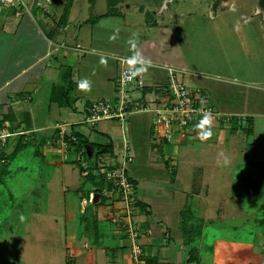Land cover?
<instances>
[{"label":"crops","instance_id":"1","mask_svg":"<svg viewBox=\"0 0 264 264\" xmlns=\"http://www.w3.org/2000/svg\"><path fill=\"white\" fill-rule=\"evenodd\" d=\"M143 1L145 4L137 5L134 4L133 0H117L116 3L113 4L114 7H112V9L114 8L116 11L122 9L120 11L122 16H119L120 14H115L114 12L106 14L111 10L102 13L103 17H121L124 24L132 25L133 23L140 30L139 38H131L132 41L127 42V45L121 48H119V45H115L113 46L114 49H107L106 47L110 44V41L109 43H106L105 41H108V39H104L103 42L92 40V43H90L92 50L98 49V51L101 50L112 56V58L107 57L104 53L96 55V57L99 56V59L104 57L102 61L103 63L114 65L113 69H108L106 72L107 80L109 82L113 81L114 76L117 77L119 73L118 61L116 58L117 55H127L143 60V68L148 83H164L168 78L166 67L172 66L182 70L180 73L181 79L186 84L191 87L200 88L203 94L208 97V100L217 107L215 97H212L208 90L210 77H207V75L204 74L206 72L213 74L209 71L213 69L208 68V70H206V68L196 65L197 63L195 61L192 62L193 58L188 57L185 54L182 48L183 45H181L182 41L188 38L186 33L189 32V27L186 22L187 13L185 11L187 10L186 8L188 4L186 5L179 2V0H160L161 8L157 12L161 11V14L159 15L161 19H155L152 21L150 19L142 18L143 20H137L136 17H134L135 12L140 14L145 9L147 12L150 10V6L147 5V0ZM67 2L68 0H56L50 11L35 8L26 12L22 17H17L13 10L9 8H0V127L8 125L9 129L12 127L16 132H22L26 139L28 136L33 138L34 134L36 137L45 139V142L41 147L42 157H40V159L48 168L52 169L49 173L50 175L46 177L48 179V189H51L52 186L53 180L51 174L53 175V171L55 172V165L57 163H66L64 157L65 152L68 154H66L68 157V160L66 159L68 163H75V160H79L78 157H80V162L83 163L85 168L88 166L90 167V162L93 163L95 160L98 163L99 159L103 156H110L113 159L120 160L124 155V138H128L127 134L129 132L131 135L130 123L129 132L123 129L125 132L121 134L120 132L114 133L103 129L102 126L99 125L101 121L95 124L85 122L84 119L88 113V105L90 100L94 98H85L84 96L79 97L74 94V104L72 107H69L61 106L57 100H54L52 97L53 88L58 83H66L68 80V78H65L66 80L63 78V73L66 70L65 68L69 67L71 71H73L71 66H68L66 63V52L61 55L63 57L61 58L59 56L61 49L56 50L55 47L62 42L66 45L71 44V48H75V45L86 47L89 44V41L87 43L83 41L84 36H87L86 39L88 40L89 36L93 38L94 31L98 33V23L99 20H101H97L96 17L98 15L91 17L92 14L90 13L89 8L88 10L91 15L84 16L82 14V0H72L69 14L67 15L66 20L62 21L61 16ZM85 2L93 8L96 0H85ZM167 2L172 4L168 14L163 12V10L167 9ZM59 4H61V7H59ZM88 4L86 7H89ZM144 5H147V7ZM233 6L232 4L230 5V3L226 6L225 0H220L218 2L216 0H211L207 9L210 17H213L218 10L231 8ZM253 11L254 15H258L263 20V28L264 10L256 5ZM61 24H67V28L63 30L58 29ZM87 27L91 29V32L87 35H83V30H87ZM186 27L187 32L183 30ZM111 41L114 42L115 40L112 39ZM62 47L64 50L68 49V46ZM109 47L111 48V46ZM127 47H129L128 50H122V48ZM84 57L86 60L89 59V57ZM112 66L110 68H112ZM66 71L67 74L64 76L68 77V69ZM75 75H72V78L77 79L78 74ZM236 75L242 79L243 83H247L246 77L249 79H255L256 82H259L260 80L255 73L254 77L253 75L243 76L242 74H232L227 77L232 78L230 80L236 82L238 79ZM218 76L219 75L217 74V77ZM230 80L228 81L230 82ZM74 82L77 81L74 80ZM249 82L252 83L251 80ZM260 83L264 82L260 81ZM147 87H151V89L149 88L147 91L144 89L141 93L146 92L145 97L150 101V99L153 98L154 88L151 85H148ZM109 94L110 93L107 95ZM247 96L248 94H245V96L241 97L242 103H244V108L232 110L233 107H231L221 110L225 113L235 115L236 120H238L239 116L243 115L246 117L245 120L242 119L240 122L234 120L230 123L220 122L216 125H192V127H190V129H192L190 133H187L182 129L176 131L174 135L175 137L171 143L173 142L181 146H187L190 144L191 138L208 140L210 135L213 136V139L217 142L216 138L219 137L220 131L223 130L221 141H224L229 148H236L239 141L242 142V139L244 141L242 134L246 133L252 136L254 133L253 131L251 133L245 132V130L239 127V125L246 122L248 117L251 118L253 123L257 122L259 118L262 120L264 118L262 102L254 99L255 101L250 106L251 100ZM63 101L66 103L67 99L64 100L63 98ZM56 102L58 104H56ZM54 105H57L60 109L66 107L71 109L69 118L67 114L63 123H58L59 121L54 113H61V111H58L57 109L55 110ZM231 106H233V104H231ZM52 107L54 108V111L51 110ZM43 110V113L45 114L43 117H40V120H37L36 114H41ZM135 114H138L140 126L145 129L144 137L149 139L150 134L153 136L151 113L136 112ZM135 114L133 113L129 116ZM128 120H130V117L127 118L126 122H129ZM126 122L124 128H126ZM68 124H70V127ZM84 125H86V127H84ZM234 125L237 126L236 130H233ZM95 126H98L99 128H95ZM63 128H67L69 133H72L74 130L81 132L88 138L89 142L111 143L112 152L105 153L95 159V156L93 157L88 148L87 150H89V152H87V155L75 150L74 147L72 149H66L60 142V130ZM96 139H101L103 141ZM151 141L152 140H150V142ZM16 142L17 137L13 135L9 146L6 148L7 153H10L15 149ZM129 142L134 149L132 139H129ZM151 143L154 146L152 145L153 147L151 148L149 159L144 156L146 161H148L146 163L147 167L150 165V162L156 160L155 155H158L154 151L157 145L153 142ZM163 146L165 145L158 147L159 151L165 150L163 149ZM19 152L22 153L23 150ZM146 153L147 151L144 150L143 154L146 155ZM184 153L185 151L183 152V156ZM250 153L253 152L245 151V156H250V163L248 164H250L251 171L244 172L242 175L251 174L256 178L261 179L263 183L262 191L264 193V179L262 178L264 177V163L261 162L262 160L258 157V154ZM162 155L161 160L165 161L167 164L166 168H170L173 174L171 177V180L173 178L172 181H168L166 178H160L155 174L148 179L139 173L133 175L128 166V172L136 183V195L139 201L135 208L134 215L136 220L135 225L139 230V242L142 246V257H151L153 259V262H147L146 264H202L200 247L196 246L195 248L192 247L188 249L185 245L187 236L185 237L186 239H184V232L181 228L182 225L180 224V212L182 208L180 209L179 205L182 202L185 205L189 198L195 199L194 203L198 206L200 214L203 215L202 218L204 219V222H207L210 220L211 215L217 216L223 211V208L218 206L217 202H219L218 204L220 205L224 200L227 198L230 199L229 197L233 196L231 193L232 191L227 190V188L229 189L233 184L231 176H224V172L222 169H218L215 161H209L207 165H205L207 167L206 169L202 166H197V170L195 171L197 173L196 176H192V179L190 177L186 185L184 182L180 185L178 182L175 183L177 180H175L177 175V164L175 163L173 155L168 154L167 152ZM230 157H232V154ZM233 159L235 160L237 158L232 157V160ZM152 166L157 167V169L161 168L156 165ZM201 173L203 176H201L202 178L200 177ZM207 173H209V176H205ZM80 179L82 181V176ZM78 181L74 184L76 189L80 185V183L78 185ZM218 181L219 183H217ZM98 192L99 191L92 190L90 193L96 194ZM239 192H243L242 194L246 195V190ZM240 193L238 194L241 195ZM96 197L97 199L94 203H97L96 211L99 228H97L98 230L96 231L90 232L89 235L92 239L97 235L99 240L98 242H92L93 244L90 246L89 251H86L87 253L83 254V252L80 251L79 255H85L81 264H85L83 262H86V264H133L130 248L131 239L123 234V232L118 231L117 226L108 219V212L113 210V207L120 204V202H116L113 206L108 205L106 200L104 203L98 204V199L101 200V198L98 196ZM80 201L82 202V208L79 209L82 211L89 200L87 197L85 198V196H83V199ZM227 203L230 205L225 209H233L231 201L226 200L225 204ZM217 207L220 208L218 209ZM75 216L76 213L73 206L68 209V221L71 222L72 225L75 222L74 226L76 225ZM262 219H264V216L258 220L257 217L255 218L257 222L263 224L264 220ZM71 229L68 228V251H70L71 248L73 250L76 249L74 251H78L75 246H78L76 243L84 236V231L80 234L83 236L78 240V232L70 231ZM263 233L257 232L256 239L263 238ZM262 241L263 243L260 245L259 242L255 243L254 240L218 238L215 239L214 245L210 247L207 246L205 251L209 252L211 255V264H263L264 240Z\"/></svg>","mask_w":264,"mask_h":264},{"label":"rangeland","instance_id":"2","mask_svg":"<svg viewBox=\"0 0 264 264\" xmlns=\"http://www.w3.org/2000/svg\"><path fill=\"white\" fill-rule=\"evenodd\" d=\"M116 1L96 0L92 8L85 0H82V14L87 16L91 13V17L98 15L96 17L97 20L101 19L98 23V33L94 31L93 38L89 36V40L86 39L87 36H84L83 41L86 43L89 41V44L86 47L81 45L83 47L82 50L71 48V44L68 45V49L64 50L62 45H58V50L61 49V52L58 51L60 52L59 56L63 58L61 55L66 52V63L68 66H71L73 71L69 67H66L65 69H69L70 71L68 82L58 83L56 88L58 87V91L62 92H65V90L68 92L70 88L69 98L74 94L79 97L84 96L85 98L104 97L108 100L116 98V76H114L111 82L106 78L107 70L113 69L114 65L103 63L104 57L101 59L98 58L99 56L96 57V55L103 53L107 57L112 58V56L101 50L98 51V49L92 50L90 45L92 40L103 42L104 39H108L105 42L109 43L110 41V44L106 48L114 49L113 46L115 45H119V48H121L126 46L127 42H131V38H139L140 30L133 23L132 25L124 24L121 17L102 16V13L107 10H111L112 13L114 12L122 16L120 12L122 9L118 11L114 8L112 9ZM210 1L179 0V2L188 4L187 10H185L187 13L186 22L189 27V32L186 33L188 38L184 39L181 44L183 45L182 48L185 54L193 58L192 62L195 61L196 65L202 66L206 70L208 68L213 69L209 70L213 74L208 72L204 74L210 77L208 90L211 96L215 97L217 107L220 110L231 107H233L232 110L244 108L241 97L245 96V94H248L247 97L251 100L250 106L255 101L254 99H257L262 102V107L264 108V83H260V81L264 82V27L262 28L263 20L258 15H254L253 9L257 5V0H225L226 6L229 3L234 6L218 10L213 17H210L207 9ZM133 2L137 5L145 4L143 0H133ZM61 4H59V7H61ZM87 4L89 7H86ZM166 4H168L167 9L163 10V12L168 14L172 4L170 2ZM147 5L150 6L148 12L146 9L140 14H137L138 12L134 14L133 12L134 17L137 20L142 18L152 21L161 19L159 16L161 11L157 12L161 8L160 0H147ZM147 5L144 6L147 7ZM183 30L187 32V27ZM90 32L91 29L87 27V30H83V35H87ZM112 39L115 41L112 42ZM128 48H122V50L126 51ZM84 56L89 57V59L86 60ZM60 57L58 58L61 59ZM111 66L112 68H110ZM66 70L63 75L67 74ZM254 73L259 77V82L246 77L247 83H243L242 79L237 75L238 79L235 82L234 80H230L232 78L227 77L232 74L253 75L254 77ZM75 74H78L77 79L72 78V75L74 76ZM217 74L219 75L218 77ZM65 77L67 76H63V78ZM72 79L77 81L74 82L73 86H71ZM250 80L252 83L249 82ZM108 93L110 94L107 95ZM56 94L59 93L56 92ZM56 104L58 103L56 102ZM54 106L55 110L61 111V113H54L59 121L58 123H63L67 114L69 118L71 109L69 107L60 109L57 105ZM51 110L54 111V108L52 107ZM262 110L264 111V109ZM43 112L44 110L41 114H36L37 120L43 117L45 114ZM129 117L130 120L126 122V128H124V123L118 119H103L100 120L101 122H98H100L99 125L103 129L114 133L120 132L121 134L125 132L124 130L129 132L130 123L131 135L130 132L127 135L128 140L132 139L134 145V149L131 146L133 153L135 151V161L128 162V166L133 175L139 173L148 179L155 174L160 178L172 181L173 178L171 180V177L173 174L171 169H167V164L161 160L162 154L167 152L173 155L177 164V175L175 178L177 180L175 183L178 182L180 185L183 182L186 185L190 177L192 179V176H196L197 173L195 171L197 170V166H202L206 169L205 165L209 161H215L218 169H222L224 172V176H231L233 184L227 190H231L233 196L226 200L231 201L233 209H225L230 205L229 203L225 204L226 200L220 205L217 202V205L222 207L223 211L217 216L211 215L210 220L204 222L203 215L200 214L198 206L194 203L195 199L189 198L185 205L183 202L179 205V208H182L180 212V224L184 232V239L187 236L185 245L188 249L195 248L196 246L200 247L202 264H211V255L205 251V248L214 245L215 239L232 238L254 240L255 243L259 242L260 245L263 243L264 223L261 224L257 220L264 216V210L259 207H251L246 199L247 196L239 191L245 190L242 174L251 171L250 164H248L250 163V156H245V151L253 152L250 154H258V157L262 160L261 162L264 163V118L263 120L259 118L257 122L252 124V131L254 132L252 136L246 133L242 134L244 141L243 139L242 142L239 141L236 148H229L224 141H221L223 130L220 131L219 137L216 138L217 142L210 135L208 140L191 138L190 144L187 146H181L163 139L154 140L155 138L151 134L147 140L144 137L145 129L140 126L138 121V114ZM219 123L216 120H209L198 122L196 125H216ZM68 126L70 127V124ZM151 126L153 129L152 122ZM190 127H183L182 130L190 133L192 130ZM95 128L99 127L95 126ZM96 140L103 141L101 139ZM150 140L157 145L154 151L160 157L155 155L156 160L153 162L149 160L150 165L147 167L146 163L148 161H146V158L149 159L151 148L154 146ZM160 144L165 145L163 146L164 152L159 151L158 147L161 146ZM90 146H92V154H94L97 147L96 145ZM33 148L34 146L28 145L21 154L12 160L9 164V172L4 181L0 183V264H81L85 256L83 254L87 253L93 244L92 238L86 236L85 232L84 236L78 235V240L83 236L76 243L78 246L75 247H77L78 251H74L76 249L73 250L72 248L68 251V228H72L70 231L79 232L80 230L82 233L77 214L79 208H82L81 196H85L86 198L87 195L86 191L77 192L76 187H74V184L78 180L81 181L82 175L79 169L81 158L75 160V163H68V157H65L67 153L65 152L66 163L54 164L56 167H54L55 172L53 171V175L51 174L53 180L52 186L51 189H48V179L46 177L50 175L49 173L52 169L48 168L39 156L33 154ZM144 150L147 151L146 155L143 154ZM230 153L233 158L237 159H233V161ZM122 159L123 157H121ZM152 165L161 168L157 169V167ZM201 176L202 173L200 174ZM205 176H209V173ZM262 178L264 179V177ZM79 181L78 185L81 183ZM90 202L96 201L89 200L85 206ZM114 204L108 205L113 206ZM123 205L124 203H120L117 206L122 207ZM73 206L76 213L75 226V222L72 225L68 221V209ZM220 207L217 208L219 209ZM116 208L114 206L113 210L108 212V219L116 211ZM114 216L117 217L119 215ZM133 217L135 222V215ZM256 217L257 220H255ZM257 232H262L263 238L256 239ZM80 251L83 254L79 255ZM83 263L86 264V262Z\"/></svg>","mask_w":264,"mask_h":264},{"label":"built area","instance_id":"3","mask_svg":"<svg viewBox=\"0 0 264 264\" xmlns=\"http://www.w3.org/2000/svg\"><path fill=\"white\" fill-rule=\"evenodd\" d=\"M56 0H0V8L13 10L17 17H22L31 9L41 8L50 11ZM213 4V3H212ZM211 4V7H212ZM60 30L67 28L60 25ZM60 45L67 47L65 43ZM58 49V46L55 47ZM75 49L82 47L76 45ZM119 73L116 77V98L108 100L105 98H94L88 105V113L85 122L95 124L103 119H118L124 123L130 114L136 112H150L152 115L153 136L156 140L163 139L168 142L173 141L174 133L183 127L196 125L198 122L216 120L221 123H230L236 120L235 115L219 110L200 88L191 87L181 79L180 69L167 66L168 78L164 83H148L144 62L141 59L117 55ZM148 85L153 86V98L145 97L146 93H141ZM139 91V92H138ZM245 116H239L237 122ZM12 132L8 125L0 127V152L5 148L8 138L16 134ZM69 131L67 128L60 130V142L66 149L69 143L65 139ZM71 134V140L76 141V136ZM123 159H113L103 156L98 161L99 171L103 174L108 186L98 192V197H104L108 204L116 202L124 203L122 207H117L111 214L110 221L118 227V231L123 232L131 239V252L133 264H143L142 246L139 242V230L134 222V212L136 208V184L128 172V162L135 159L132 146L128 138L123 142ZM67 157V155L65 156ZM80 159V157H78ZM95 193H90L88 200L95 201ZM100 201V199H99ZM98 201V202H99ZM119 215V216H114ZM259 264V263H258Z\"/></svg>","mask_w":264,"mask_h":264},{"label":"trees","instance_id":"4","mask_svg":"<svg viewBox=\"0 0 264 264\" xmlns=\"http://www.w3.org/2000/svg\"><path fill=\"white\" fill-rule=\"evenodd\" d=\"M71 1L72 0H68L66 6L64 8L63 14L61 16L62 21L66 20L67 15L69 14L70 7H71ZM216 1L218 2L220 0H216ZM110 12L111 11H109L106 14H109ZM68 74L70 75L69 69H68ZM65 78H68V77H65ZM67 82H68V80H67ZM71 84H70L71 86L74 85V80L71 82ZM71 88H73V87H71ZM149 88L151 89V87H145V91L149 90ZM55 90L59 94H56ZM58 90L59 89H58V87L56 88V86L53 88L52 97L54 98V100H57V102L61 106L72 107L74 104L73 103L74 98H73V96L70 98L68 97V94H70V88L68 89V92H67V90H65V92L58 91ZM63 98H64V100L67 99L66 103L63 101ZM252 124H253V122H252L251 118L248 117L246 119V122H244L243 124H240L239 127H241L243 130H245V132L251 133L252 132ZM233 127H234L233 130L237 129L236 125H234ZM10 130H13L12 127ZM12 132H16V131L13 130ZM72 134L76 136V139H77L76 141L71 140V134L70 133L65 135V139L69 143V149H72L74 147L75 150H78L81 153H83L84 155H87V152H89V150L91 151L90 153H92V149H91L92 146H90V145H96L97 150L95 151L94 154H92L93 157L95 156L94 157L95 159L100 157L101 155H103L105 153L112 152L111 151L112 150L111 143L106 144V143H101V142H89L88 138L77 130H74L72 132ZM14 136L17 137L15 149L10 153L6 152V148H7V146H9V144L11 142V138L13 137L12 136L11 138H8V141L6 143L5 148L0 152V159H1V161H0V183L2 181H4V178L6 177L7 173L10 170L9 169V163L12 162V160H14L16 158V156L21 154V152H19V151L24 150V148H26L28 145L34 146L33 153L39 157H42L41 147L44 144L45 139L40 138V137H36L35 134H34L33 138H30L28 136V138L26 139L25 135L19 131H17V133L14 134ZM87 148L89 150H87ZM90 164H91L90 167L88 166L85 168L83 163L79 162V169H80V172L82 175V181H81L80 185L78 186V188L76 189L77 192L86 191L87 198H89V194L92 190L100 192L103 189V187L108 186L107 182L104 179L103 174L99 171V167H98L96 160L93 163L90 162ZM133 181H134V179H133ZM243 181L245 183L246 196H247V201H248L249 205L251 207H259L262 210H264V193L262 191V185H263L262 180L254 177L251 174H244L243 175ZM82 199H83V196H81L80 200H82ZM104 201H105V198L101 197V200L98 202V204L104 203ZM137 203H139L138 198L136 199V206H137ZM96 206H97V203L90 202L89 204H87L85 206L84 210L81 211L79 209V212L77 214L79 227H81L82 231H84L85 235L88 237L90 236L89 235L90 232L96 231V230H98L97 228H99V221H98ZM262 220H264V219H262ZM78 234L79 235L81 234L80 230H79ZM93 238L94 239H92V242H98L99 237L97 235ZM142 261H143V264H146L147 262H153V259L151 257H148V258L142 257Z\"/></svg>","mask_w":264,"mask_h":264},{"label":"flooded vegetation","instance_id":"5","mask_svg":"<svg viewBox=\"0 0 264 264\" xmlns=\"http://www.w3.org/2000/svg\"><path fill=\"white\" fill-rule=\"evenodd\" d=\"M257 5L264 10V0H257Z\"/></svg>","mask_w":264,"mask_h":264},{"label":"water","instance_id":"6","mask_svg":"<svg viewBox=\"0 0 264 264\" xmlns=\"http://www.w3.org/2000/svg\"><path fill=\"white\" fill-rule=\"evenodd\" d=\"M95 195H96V196H98V195H99V193H96ZM96 196H95V197H96ZM94 200L96 201V199H95V198H94Z\"/></svg>","mask_w":264,"mask_h":264}]
</instances>
